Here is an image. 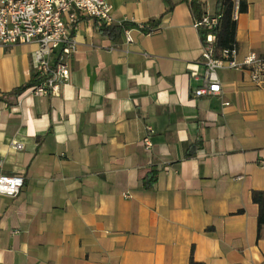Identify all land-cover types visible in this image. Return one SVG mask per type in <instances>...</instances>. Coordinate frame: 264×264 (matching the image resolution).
<instances>
[{
	"label": "crops",
	"instance_id": "1",
	"mask_svg": "<svg viewBox=\"0 0 264 264\" xmlns=\"http://www.w3.org/2000/svg\"><path fill=\"white\" fill-rule=\"evenodd\" d=\"M170 1L144 33L167 2L110 0L129 43L79 17L68 82L0 101V172L24 178L0 195V264H264L251 197L264 192V88L218 68L220 93L195 97L204 66L195 79L188 64L202 41L188 3ZM241 1L235 58L264 57V0ZM34 49L0 46V96L30 81Z\"/></svg>",
	"mask_w": 264,
	"mask_h": 264
},
{
	"label": "built area",
	"instance_id": "2",
	"mask_svg": "<svg viewBox=\"0 0 264 264\" xmlns=\"http://www.w3.org/2000/svg\"><path fill=\"white\" fill-rule=\"evenodd\" d=\"M232 19L239 17L240 0H232ZM110 0H0V46L34 44L31 66L34 84L25 92L34 96L54 94L61 84L70 77L69 56L76 50L77 42L73 30L79 17H88L100 24H113ZM220 16L206 13L195 20L198 28L207 30L205 42L198 62L188 64L189 75L198 78V63L203 64V83L193 91L195 97L219 94L221 91L216 70L235 69L245 72L253 86L264 88V57L249 51L235 58V45L231 50H223L221 58H214L215 35L212 30ZM146 26L139 24V29ZM125 41L132 42L130 29H123ZM150 132L152 130L150 129ZM146 144L149 142L146 140ZM12 147L22 149L20 143L12 142ZM24 186L21 175L0 172V195L15 197Z\"/></svg>",
	"mask_w": 264,
	"mask_h": 264
},
{
	"label": "trees",
	"instance_id": "3",
	"mask_svg": "<svg viewBox=\"0 0 264 264\" xmlns=\"http://www.w3.org/2000/svg\"><path fill=\"white\" fill-rule=\"evenodd\" d=\"M168 6L165 12L157 19L150 20L146 27L143 29L144 33L149 32L154 27L158 26L165 15L170 13L174 8V3L170 0H164ZM188 3L190 13L195 20H200L203 15L207 13L205 5L206 0H182ZM247 10V3L245 1L239 2V13H243ZM233 2L232 0H214V12L212 15H219L217 25L212 30L215 35L213 56L214 58H221L223 50H231L236 43V27L237 21L232 19ZM94 26L98 28V31L113 40L118 39L122 33L125 25L123 24H100L94 20ZM198 33L202 43L205 42L207 30L204 25L198 27ZM34 84V75L27 83L13 88L11 91L4 93L0 96V101L6 102L8 105H12L16 102L17 98L25 92V90ZM195 145H191L185 153L186 157H190L194 154ZM158 178V170L150 169L141 178L142 187L146 190H151L154 187ZM252 201L258 205V228L264 224V192L253 190L251 193ZM190 264H198L194 262L192 256L190 258Z\"/></svg>",
	"mask_w": 264,
	"mask_h": 264
}]
</instances>
